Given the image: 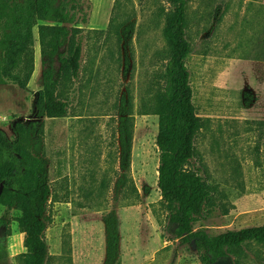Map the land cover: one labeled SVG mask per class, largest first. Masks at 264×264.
Listing matches in <instances>:
<instances>
[{
    "label": "rangeland",
    "instance_id": "1",
    "mask_svg": "<svg viewBox=\"0 0 264 264\" xmlns=\"http://www.w3.org/2000/svg\"><path fill=\"white\" fill-rule=\"evenodd\" d=\"M82 68L69 114L43 118L52 196L48 264H203L175 239L158 187L156 95L167 62L166 0H80ZM78 17H81L80 15ZM45 24V22H40ZM186 60L203 128L190 168L217 188L216 206L195 229L210 234L264 225V0H188ZM35 70L27 88L0 83V130L34 120L44 62L34 29ZM132 131L131 149L124 134ZM223 208L228 212H223ZM21 213L0 206V264H24ZM117 229L108 261L107 221ZM10 233V235H8ZM236 258H233L235 261ZM239 264H264V243L243 248Z\"/></svg>",
    "mask_w": 264,
    "mask_h": 264
},
{
    "label": "trees",
    "instance_id": "2",
    "mask_svg": "<svg viewBox=\"0 0 264 264\" xmlns=\"http://www.w3.org/2000/svg\"><path fill=\"white\" fill-rule=\"evenodd\" d=\"M166 2L167 62L159 76L162 85L155 102L158 187L176 240L196 248L203 264H239L245 246L264 243V225L215 235L195 229L202 213L214 210L217 188L189 167L196 157L195 143L203 120L196 111L186 65L192 50L187 38L188 0ZM82 6L80 0H0V83L9 80L28 87L35 70L37 26L44 62L58 59L60 63L57 75L52 69L44 72L43 89L34 101L35 119L14 121V139L0 130V185H4L0 206L21 213L17 223L24 234V264H48L51 259L46 231L51 224L52 186L42 119L69 114V90L80 75L84 49L83 29L78 26L88 23ZM127 127L126 120L124 134L130 150L132 131ZM223 212L228 211L223 208ZM3 225L7 226L1 220ZM107 231L111 261L117 250V229L112 221H107Z\"/></svg>",
    "mask_w": 264,
    "mask_h": 264
},
{
    "label": "water",
    "instance_id": "3",
    "mask_svg": "<svg viewBox=\"0 0 264 264\" xmlns=\"http://www.w3.org/2000/svg\"><path fill=\"white\" fill-rule=\"evenodd\" d=\"M3 190H4V185L1 184L0 185V200H1V196H2Z\"/></svg>",
    "mask_w": 264,
    "mask_h": 264
}]
</instances>
